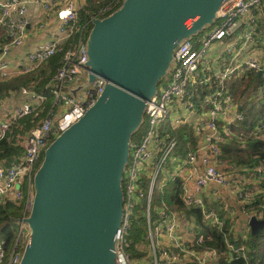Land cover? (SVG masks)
<instances>
[{"label": "built area", "instance_id": "2783aa9c", "mask_svg": "<svg viewBox=\"0 0 264 264\" xmlns=\"http://www.w3.org/2000/svg\"><path fill=\"white\" fill-rule=\"evenodd\" d=\"M122 2L0 0V26L8 38L0 47V82L36 73L51 57H60L42 88H35L36 75L37 81L21 85L24 100L0 119V141L17 150L0 160V208L8 202L21 207L11 245L0 238V264H19L24 252L30 235L24 218L32 208L41 153L78 122L104 90L102 77L89 80L87 39L93 20L111 14ZM31 4L43 11L36 26L45 39L11 65L7 55L10 46L25 41ZM172 57L170 71L146 101L141 130L129 140L120 181L115 263L264 264V227L252 235L249 224L252 217L264 219V159L251 167L227 163L220 148L231 139L243 144L248 136L264 141V111L252 129L241 131V103L231 90L252 72L256 87L246 95L256 97L258 108L264 102L263 0H220L208 30L179 40ZM27 118L28 126L23 121ZM168 183L173 190L166 196ZM156 189L160 195L153 206ZM177 203L181 211L175 209ZM133 223H142L143 237H132ZM211 229L221 234V249L205 244L213 238Z\"/></svg>", "mask_w": 264, "mask_h": 264}, {"label": "water", "instance_id": "95a60500", "mask_svg": "<svg viewBox=\"0 0 264 264\" xmlns=\"http://www.w3.org/2000/svg\"><path fill=\"white\" fill-rule=\"evenodd\" d=\"M219 2L125 0L93 20L88 77H102L104 90L45 149L33 178V204L24 218L30 235L19 264H116L130 137L175 44L203 19L214 21ZM249 224L255 235L264 219L252 217Z\"/></svg>", "mask_w": 264, "mask_h": 264}, {"label": "trees", "instance_id": "16d2710c", "mask_svg": "<svg viewBox=\"0 0 264 264\" xmlns=\"http://www.w3.org/2000/svg\"><path fill=\"white\" fill-rule=\"evenodd\" d=\"M120 6H118L116 9H118ZM80 18L82 20L85 19V14L83 12L80 13ZM59 58V56L51 57L48 60V64L47 62L45 63V69L41 66L37 70L39 82L35 85L36 89L40 90L43 83H45L49 77L53 75L55 67L59 62ZM246 77V79L237 80L235 84L231 85V90L234 96L239 101V103H241L239 110L242 111L244 118L242 121H240V129L241 131L244 129V132H248L250 129H252L257 121L258 115L264 111V98H261L263 103L261 104L260 108H258V102L255 99L256 97L248 98L246 95L249 90H252L256 87V74L250 72ZM31 81H37V79L35 77H31L30 79V77L21 76L14 82L8 84V87H10V89H15L18 88L20 84L28 85ZM1 92L2 91L0 90V94ZM23 121L25 122V125H29V118L24 119ZM139 130H141V128H138V130L133 135L135 136L138 134ZM220 148L222 151L223 161L227 163H235L238 165H246L251 167L257 165L261 160L264 159V141L253 136L246 137V139L243 141V144H241V141L231 139L226 143H221ZM16 152V148L7 141H0V160L13 155ZM20 215L21 207L15 204L8 202L4 207L0 208V238L5 239L6 246H10L13 242L17 227L16 220L20 217ZM137 224L138 223H133L131 230L133 238L140 236V232H137ZM210 233L213 235V238L211 240H206L205 244L221 249V234L216 229H211ZM240 263L241 262H237L235 264ZM259 264H263V262H260Z\"/></svg>", "mask_w": 264, "mask_h": 264}, {"label": "crops", "instance_id": "0c3cea01", "mask_svg": "<svg viewBox=\"0 0 264 264\" xmlns=\"http://www.w3.org/2000/svg\"><path fill=\"white\" fill-rule=\"evenodd\" d=\"M42 14L43 11L39 5L31 4L28 7L26 17L27 19H29L30 25L28 27L24 43L18 46H10L9 53L7 55V60L11 65L23 61L28 52L33 50L39 43H42L44 41V32L42 30H39L36 26V21L41 18ZM6 43H8L7 34L5 30L0 26V47ZM35 75L37 76V74L31 73L24 76L30 77L31 79V77H36ZM18 78H13L11 80L0 82V90L2 91L0 94V119H2L6 111L13 108L14 106L21 104V102L24 100V98L19 93L20 86L24 84H20L19 87L15 89H10V87H8V84L14 82ZM231 206L237 212L236 207L233 205ZM175 209L177 211L182 210L181 206L178 203L176 204Z\"/></svg>", "mask_w": 264, "mask_h": 264}, {"label": "rangeland", "instance_id": "374dc122", "mask_svg": "<svg viewBox=\"0 0 264 264\" xmlns=\"http://www.w3.org/2000/svg\"><path fill=\"white\" fill-rule=\"evenodd\" d=\"M123 1H125V0H123ZM212 22H213V18H212L211 16L208 17V18L203 19L202 21L199 22V24H197L195 27L191 28V29L188 31V33H187L188 36H185V37L187 38V37H189L190 35L197 36V35L202 34V33L205 32L206 30H208V28L210 27V25L212 24ZM89 41H90V38L87 40V45H88V49H87V50H88V55H89ZM173 63H174V59H173V57H170V58L167 60V63H166L165 69H164L165 74H167V72L170 71V69H171ZM42 68L45 69V63L42 65ZM42 73L44 74L43 71H42ZM35 74H38V71H37ZM16 126H17L16 124L13 125V126L11 127V130H12V131H15V130H16ZM138 127H139V126H138ZM138 127H136V129L134 130V132H133L132 134H134V133L138 130ZM51 142H52V141H51ZM51 142H50V143H51ZM50 143H49V144H50ZM44 152H45V150H43V152L41 153V158H40V161L36 164V169L39 168V166H40V164H41V162H42V159H43V157H44ZM164 189H165L164 191L166 192V196L170 195V194L172 193V190H173V184H172V183H168V184L164 187ZM158 195H160V193H159V192L157 191V189H156L155 192H154V200H153V202H152V205H153V206L155 205V198H157ZM153 206H152V207H153ZM145 231H146V230H145L144 226L142 225V223L137 224V232H140L139 234L141 235V237L144 236ZM131 250H132V251H135V247H134V245L131 246ZM130 252H131V251H130ZM8 256H9V251H7L6 254H5V262H6V260L8 259ZM138 256H139V255H138ZM140 256H142V255H140Z\"/></svg>", "mask_w": 264, "mask_h": 264}, {"label": "bare ground", "instance_id": "6f19581e", "mask_svg": "<svg viewBox=\"0 0 264 264\" xmlns=\"http://www.w3.org/2000/svg\"><path fill=\"white\" fill-rule=\"evenodd\" d=\"M243 131H244V129H243Z\"/></svg>", "mask_w": 264, "mask_h": 264}]
</instances>
